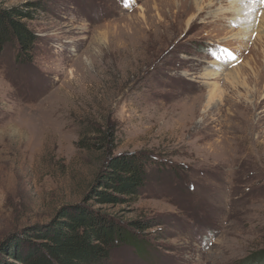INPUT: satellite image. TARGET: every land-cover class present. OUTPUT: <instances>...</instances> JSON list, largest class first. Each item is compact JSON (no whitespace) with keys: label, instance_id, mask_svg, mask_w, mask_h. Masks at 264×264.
Here are the masks:
<instances>
[{"label":"rangeland","instance_id":"374dc122","mask_svg":"<svg viewBox=\"0 0 264 264\" xmlns=\"http://www.w3.org/2000/svg\"><path fill=\"white\" fill-rule=\"evenodd\" d=\"M185 2L0 0L38 37L30 65L9 48L0 60V264H22L10 255L41 243L35 229L85 202L109 156L79 143L107 126L114 155L153 161L137 200L89 202L135 237L110 264L264 257V0H199L191 26Z\"/></svg>","mask_w":264,"mask_h":264},{"label":"trees","instance_id":"16d2710c","mask_svg":"<svg viewBox=\"0 0 264 264\" xmlns=\"http://www.w3.org/2000/svg\"><path fill=\"white\" fill-rule=\"evenodd\" d=\"M29 17L17 8L0 10V60L9 48L16 52L15 57L22 64L34 62L38 37L27 24ZM95 134L99 136L96 143L85 145L80 141L79 148L105 152L109 157L88 198L81 205L64 207L50 226L35 229L33 236L41 243L19 249L18 255H10L20 257L22 264H110L115 246L135 243L131 233L121 228L114 218L90 208L89 202L118 205L137 200L149 184L153 161L136 153L114 155L116 137L109 126L97 129ZM131 225L132 230L148 228L145 222ZM252 264H264V257Z\"/></svg>","mask_w":264,"mask_h":264},{"label":"bare ground","instance_id":"6f19581e","mask_svg":"<svg viewBox=\"0 0 264 264\" xmlns=\"http://www.w3.org/2000/svg\"><path fill=\"white\" fill-rule=\"evenodd\" d=\"M202 1V0H201ZM223 1V0H222ZM237 1V0H236ZM233 2H235V1H233ZM203 4V3H202ZM194 4H192L191 3V5L189 4V2H185V5L183 6L184 7V11H183V16L185 17V16H190L191 15V18L189 19V21H188V26L190 25H192V23L194 22V17L195 16H197L198 15V17H201V15L203 14V12L205 11L204 9L205 8H203V6L204 5H202V7L200 6V2H199V0H196V6L194 5ZM233 10H235L237 7L235 6V3H233ZM240 10V9H239ZM224 11H221L220 13H223ZM195 13H197V14H195ZM248 13V12H247ZM172 14V13H171ZM242 14V13H241ZM236 15V14H234V16H239V19L237 18V20H239L238 22L240 23L239 25H241V24H246L247 26L245 27V29H246V31L245 32H243V33H245V34H248V33H250L251 31H253L254 30V26H253V22L251 21L250 23H246V21H244V19H243V16L244 15ZM197 17V18H198ZM249 24V25H248ZM194 25V24H193ZM260 30L258 31V29H257V31H254V32H256L257 34H258V36L259 37H261L260 38V42H264V31H261V29H263L264 28V11L262 12V14H261V20H260ZM240 42H242V44L243 45H245L246 47H247V43L244 41L245 39H241V37H239V38H237ZM257 40V39H256ZM249 47H250V45H249ZM231 60V59H230ZM214 65H217V66H220V63L219 62H215L214 63ZM250 65V64H249ZM224 67V66H223ZM222 67V65L220 66V67H218V68H216V67H214L215 68V70H219V68H223ZM240 68V67H239ZM241 69V68H240ZM237 70V69H236ZM254 70V68L252 69V71ZM254 72V71H253ZM206 76H208V77H216V76H218V75H221V74H219V73H216L215 71H210V72H207V74H205ZM226 78L231 82V84H234V86H235V88H237L238 86H241V85H243V81H241V80H243L242 79V74H240V70H237V71H232V72H230V73H228L227 75H226ZM216 84H214L213 85V88H214V86H215ZM219 92V87H215L213 90H212V92H211V95H216L217 93Z\"/></svg>","mask_w":264,"mask_h":264}]
</instances>
